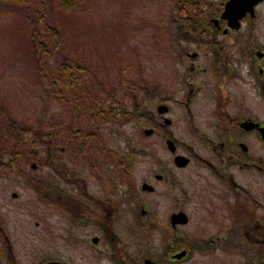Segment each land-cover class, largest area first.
Returning <instances> with one entry per match:
<instances>
[{
    "label": "rangeland",
    "instance_id": "rangeland-1",
    "mask_svg": "<svg viewBox=\"0 0 264 264\" xmlns=\"http://www.w3.org/2000/svg\"><path fill=\"white\" fill-rule=\"evenodd\" d=\"M194 2L11 0L1 3L0 108L24 129L23 137L36 156L25 159L26 153L19 154L18 167L0 162L2 264H42L50 258L72 263L74 242L70 220L54 207L45 213L37 181L46 168L39 162L46 149H52L56 164L65 166L66 161H71L72 152L64 146L69 141L64 125L70 121L71 108L76 111L71 102L76 105L82 100L90 108L85 109L86 113L81 108L79 111L87 115L72 121L79 123L80 130L89 129L94 153L102 144L107 154L126 155V182L131 180L139 191L145 180H154L157 264L172 237H180L178 243L187 247L186 237L195 239L196 234L218 230L219 225L201 224L194 214L189 222L173 227L170 218L173 211L188 212L193 208H186L174 198L166 180H157L152 171L153 155L158 159L154 173L164 168L163 162L171 160L167 138L173 135L167 129H172L179 139L183 122L182 116H176L175 112L165 114L174 117L171 124H159V120L163 121L161 117L155 119L154 73L166 79L165 82L172 76L176 64L173 58L178 57L173 51L174 42L183 44L189 40L192 34L185 27L189 19L192 23L197 21V15L188 18L187 14ZM58 118L62 123L50 127ZM2 120L7 121L6 117ZM146 128H153V132L147 134ZM51 130L52 135L48 134ZM97 138L102 141L98 143ZM13 156L9 152L3 158ZM81 160L79 155V163ZM48 161L53 160L50 157ZM145 195L142 201L149 209L151 196ZM133 211L140 214V207L127 203L125 220L117 225L125 247L131 249L137 248L142 239L139 234L144 233H137L132 227ZM254 229L259 231L258 226ZM147 233L149 237L150 231ZM250 241L253 247H246L248 242L241 239L238 247L218 243L210 248L194 247L189 255L171 264H264V241ZM109 245L106 241L99 242L94 249L105 250ZM79 249L87 250L86 244L80 243ZM107 258L104 253H95L94 263L108 264ZM79 259L81 264L89 263L81 254Z\"/></svg>",
    "mask_w": 264,
    "mask_h": 264
},
{
    "label": "flooded vegetation",
    "instance_id": "flooded-vegetation-1",
    "mask_svg": "<svg viewBox=\"0 0 264 264\" xmlns=\"http://www.w3.org/2000/svg\"><path fill=\"white\" fill-rule=\"evenodd\" d=\"M187 14L188 18L197 15V21L189 19L185 27L192 34L189 40L174 42L178 57L173 58L176 66L172 67V76L165 82L154 73L155 119L161 117L159 124L168 125L174 117L165 116L167 112L181 115L182 137L178 139L172 129H167L173 135L167 139L174 142V149L168 147L171 160L154 173L158 159L153 155L152 171L157 180H166L174 198L193 208L172 214L184 212V223L193 214L198 215L201 224L219 228L196 234L195 239L184 237L187 247L172 237L158 264L181 259L173 256L181 249H186L187 256L194 247L210 248L216 243L238 247L240 239L248 242L246 247H253L250 240L264 241V0H195ZM71 105L77 112L71 108L70 121L87 115L79 111L81 108L85 112L87 104ZM60 119L50 127L62 123ZM70 121L64 125L69 138L64 146L72 152L71 161L65 166L56 164L52 149H46L39 157L40 166L46 168L38 182L45 213L54 207L70 220L74 250L69 264H81L79 254L88 264H95V253L106 254L111 264H157L154 180H145L151 187L142 185V191L131 180L127 184L126 155L107 154L102 144L94 153L89 129L80 130L77 121ZM178 155L185 158L183 163L177 161ZM50 157L53 161H48ZM146 193L151 196L149 209L142 201ZM127 203L140 207V214L132 212L131 225L137 233L144 232L139 234L142 239L134 249L125 247L117 226L125 220ZM255 226L259 231L255 232ZM105 241L110 248L94 249ZM80 243H85L87 250H80ZM10 252L11 248L8 256ZM3 260L0 255V264ZM52 261L68 264L57 258L42 264Z\"/></svg>",
    "mask_w": 264,
    "mask_h": 264
},
{
    "label": "trees",
    "instance_id": "trees-1",
    "mask_svg": "<svg viewBox=\"0 0 264 264\" xmlns=\"http://www.w3.org/2000/svg\"><path fill=\"white\" fill-rule=\"evenodd\" d=\"M2 2H11V0H0V12L3 9L1 7ZM68 2V0H67ZM63 73L66 71H62ZM91 98L92 95H89ZM82 104H85L84 102H80L79 106ZM88 106V105H86ZM90 108V107H89ZM135 111H132L130 113H134ZM128 113V112H125ZM7 119V121L2 120L3 118ZM23 131L24 129L17 124L16 121L11 120L8 118L7 114L0 108V162L5 165H13L14 167H18V155L21 153H26L27 157H24L25 159L32 158L34 159L35 153L30 151L29 149V142L24 139L23 137ZM13 152L14 156L12 158H3L4 153ZM29 180V179H28ZM38 184V181H37ZM39 186V185H38ZM176 243H178V238L175 239ZM179 244V243H178Z\"/></svg>",
    "mask_w": 264,
    "mask_h": 264
},
{
    "label": "water",
    "instance_id": "water-1",
    "mask_svg": "<svg viewBox=\"0 0 264 264\" xmlns=\"http://www.w3.org/2000/svg\"><path fill=\"white\" fill-rule=\"evenodd\" d=\"M145 132L147 134H150L153 132V128H146ZM167 145L168 147H170L171 149H174V142L172 140H168L167 141ZM177 161L180 163H183L185 161V158L182 155H178L176 157ZM35 166V164H33ZM143 187L144 188H150L151 185L147 182L143 183ZM187 221V216L184 212L180 211V212H175L171 215V224L176 225L177 223H184ZM186 254V249H181L178 252L174 253L173 256L177 257V258H181ZM46 264H64L62 262H57V261H52V262H48Z\"/></svg>",
    "mask_w": 264,
    "mask_h": 264
}]
</instances>
